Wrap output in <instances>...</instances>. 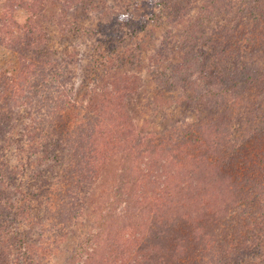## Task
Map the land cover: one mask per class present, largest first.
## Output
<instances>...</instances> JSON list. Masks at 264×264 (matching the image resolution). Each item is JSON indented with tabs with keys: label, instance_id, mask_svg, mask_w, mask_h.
Returning <instances> with one entry per match:
<instances>
[{
	"label": "rangeland",
	"instance_id": "1",
	"mask_svg": "<svg viewBox=\"0 0 264 264\" xmlns=\"http://www.w3.org/2000/svg\"><path fill=\"white\" fill-rule=\"evenodd\" d=\"M203 1L183 0L178 16L162 0H0V246H16L2 248L0 264H68L83 242L73 264H224L237 255L211 217L226 193L214 196L220 173L186 177L174 208L156 213L151 203L166 172L174 179L171 164L184 162L173 145L205 116L154 78L180 60L174 42ZM261 6L255 16L232 12V39L264 69ZM230 19L206 25L211 40ZM206 147L217 143L204 137L190 152Z\"/></svg>",
	"mask_w": 264,
	"mask_h": 264
},
{
	"label": "trees",
	"instance_id": "2",
	"mask_svg": "<svg viewBox=\"0 0 264 264\" xmlns=\"http://www.w3.org/2000/svg\"><path fill=\"white\" fill-rule=\"evenodd\" d=\"M237 1L204 0L188 29H184L174 42L180 52V60L172 62L167 68H161L154 77L160 89L172 93V101L187 109H195L205 116L202 122L185 127V135L178 138L179 141L185 139L182 144L177 147L173 145V149L184 155V162L179 167L171 164L173 169L170 172H173L176 178L174 177L172 182V177L166 172L163 181L166 183L165 190L158 193L151 203H154L152 207L156 209V213L162 211V207L174 208L180 203L176 190L185 185L181 181H185L186 177L188 181L193 182L194 176L197 175L199 181L205 182L206 179L213 180L220 173L222 182L219 181L217 188L212 186L214 196H219L221 189H225L226 193L217 197L216 201L212 200L211 217L217 223L222 243L226 248L232 247L230 251L237 254L224 264H262L264 69L261 65L248 64L243 60L252 50L249 53L242 51L241 45H237L239 38L232 39L233 34H236L234 19H237V15L232 12L237 9L241 13H251V16H255L254 8L262 10L263 0H239L241 3L236 8ZM161 5L172 13H178V16H185L187 13L183 0H162ZM259 15L264 17V11ZM229 17L232 19L228 29L223 27L224 30L218 31L219 38L216 41L211 40L210 28L207 29L206 25L218 18L227 20ZM159 20L162 21L163 18L160 17ZM141 27L144 28L143 25ZM122 39L121 37L118 41L121 43ZM207 45L213 48L210 49L212 51L207 50ZM110 55L108 52L103 56L111 57ZM219 59L221 61H217ZM56 65L55 63V68ZM42 74L43 72H40L38 77ZM24 85L25 82L20 83L19 88L15 89L16 92L22 94ZM175 93L176 96L173 95ZM204 137L209 145L217 143L216 151L212 152L206 147L205 153L192 154L190 151L196 147V141H204ZM169 141L175 142V139L171 138ZM206 155L213 157V160L208 163L204 158ZM157 164H161L160 160ZM174 164L178 165L176 162ZM160 225L168 228L166 223ZM27 241L28 238L21 239L16 243L17 248L24 251ZM84 244L83 242L79 245L68 264H73V257L82 251ZM2 245L0 252L4 250L2 248L16 247L14 244H8L6 247ZM2 259L0 256V263L4 261ZM14 264H32V261L23 257L17 258Z\"/></svg>",
	"mask_w": 264,
	"mask_h": 264
}]
</instances>
